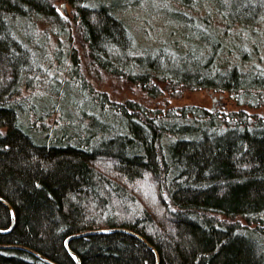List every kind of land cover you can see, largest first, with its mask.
<instances>
[{
	"label": "trees",
	"instance_id": "obj_1",
	"mask_svg": "<svg viewBox=\"0 0 264 264\" xmlns=\"http://www.w3.org/2000/svg\"><path fill=\"white\" fill-rule=\"evenodd\" d=\"M70 1L86 55L74 48V73L85 69L96 111L49 134L22 120L17 100L35 83L26 30L58 16L55 0H0V197L13 210L0 199V264H264V117L199 105L153 111L113 101L94 82L113 74L153 98L161 86L212 88L258 107L264 74L248 79L219 61L223 39L205 59L136 55L116 0ZM252 1L209 4L236 12L228 25L248 35L264 15V0Z\"/></svg>",
	"mask_w": 264,
	"mask_h": 264
},
{
	"label": "rangeland",
	"instance_id": "obj_2",
	"mask_svg": "<svg viewBox=\"0 0 264 264\" xmlns=\"http://www.w3.org/2000/svg\"><path fill=\"white\" fill-rule=\"evenodd\" d=\"M110 1L90 0V3L96 5ZM211 1L116 0L120 16L127 22L131 34L132 48L129 52L157 57L162 62H165L168 56H172V59L182 58L192 53V59L198 56L205 59V55L212 53L210 43L214 44L223 39L224 46L219 61L226 58L232 64L241 65L248 79L264 74V15L257 20V25L247 35L239 28H230L228 25L234 24V19L238 18L236 12L220 11L218 7V12L214 11L213 6L209 4ZM222 1L227 9L231 3L237 5L238 2ZM54 4L58 10L57 17L37 20L36 24L34 22L27 27L26 34L32 37L29 47L33 53L32 63L36 70L32 74L35 83L33 81L34 84L30 88L22 87L21 95L18 100L15 99L20 105L22 120L49 134H53L54 130L61 126H67L70 131H74L82 122L83 110L89 113L96 111L86 97L87 92H83L84 86L81 85L84 77L80 79V76L85 69L78 68L80 76L74 73V48L78 47L81 57H86L82 54L84 52L77 26L73 23L76 4L70 0H55ZM67 21L72 22V25H69L70 30ZM25 22L28 25L29 22ZM69 36L74 37L75 45L71 44ZM85 60L83 59L84 62ZM28 79L32 81L31 76ZM94 82L97 84L95 86L113 101L132 99L153 111L167 112L170 109L179 110L178 108L184 105H199L222 111L244 108L264 117V102L258 107L238 104L228 91L212 88L170 91L161 86L162 94L153 98L139 85L131 84L113 74L104 72L102 79L99 78V83Z\"/></svg>",
	"mask_w": 264,
	"mask_h": 264
},
{
	"label": "water",
	"instance_id": "obj_3",
	"mask_svg": "<svg viewBox=\"0 0 264 264\" xmlns=\"http://www.w3.org/2000/svg\"><path fill=\"white\" fill-rule=\"evenodd\" d=\"M0 199L4 202V203H6L9 207H10V209H11V211L13 212V210H12V207L5 201V200H3L1 197H0ZM9 230V229H8ZM0 231H6V230H1L0 229ZM90 232H93V231H89L88 233H90ZM74 236H77V235H74Z\"/></svg>",
	"mask_w": 264,
	"mask_h": 264
}]
</instances>
